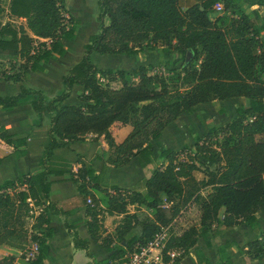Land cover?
Instances as JSON below:
<instances>
[{"label":"trees","instance_id":"obj_1","mask_svg":"<svg viewBox=\"0 0 264 264\" xmlns=\"http://www.w3.org/2000/svg\"><path fill=\"white\" fill-rule=\"evenodd\" d=\"M195 2L183 11L179 0H98L99 32L89 37L81 61L52 93L22 85L30 72H43L51 58L65 55L62 41L75 38L81 21L69 15L59 0H9L7 21L0 23V80L21 85L18 95L0 97V110L28 104L36 116L34 127L41 125L44 116L54 114L41 164L54 149L92 134L104 137L110 149L109 166L120 168L134 159L144 174V194L122 192L117 187L102 189L95 184L94 168L85 161L69 175L84 201L90 199L93 204L86 203L90 239L107 250L114 241L119 243L109 261L93 264H112L114 260L124 264L125 256L137 244H145L160 229L173 227L194 206L199 212L198 225L171 234L161 251L163 264H179L208 231L216 238L241 224L254 227L257 212L264 209V20L251 22L239 17L226 23L211 13L215 4L221 3L224 10L230 1ZM258 5L264 6V0H258ZM19 21L25 25L16 24ZM157 43L182 55L181 71L166 76L150 73L145 67L130 72L100 71L89 59L92 53L135 56L143 44ZM194 62L195 68L191 66ZM113 83L119 84L110 85ZM169 84L187 89L184 93L170 92ZM74 85L83 87L86 94L81 100L91 104L62 106ZM233 98L247 100L246 106L237 107L233 121L224 127H211L193 149L162 151L159 157L165 165H154L152 142L171 122L198 104ZM117 126L128 127L120 140L112 135ZM0 150L16 157L25 155V140L12 141L0 127ZM195 172L202 173L204 179L197 180ZM51 174L44 168L20 173L0 184V251L15 242H31L36 245V255L30 264H44L48 240L53 236L47 213L51 208L58 210L49 203ZM89 189L107 197L105 210L98 209ZM162 196L165 207L160 205ZM106 215L121 219L113 233L103 237ZM63 222L75 247L91 258L87 242ZM137 227L140 235L133 233ZM244 248L249 260L264 259V236ZM218 251L222 256L223 249ZM196 261L210 264L201 253ZM15 262L13 255L0 252V264ZM218 264L231 263L225 258Z\"/></svg>","mask_w":264,"mask_h":264},{"label":"crops","instance_id":"obj_2","mask_svg":"<svg viewBox=\"0 0 264 264\" xmlns=\"http://www.w3.org/2000/svg\"><path fill=\"white\" fill-rule=\"evenodd\" d=\"M79 1H82V5L85 7L86 0ZM93 1L96 4L98 2V0ZM250 1L252 0H249V4ZM195 3V0H179V5L183 11ZM263 8L264 6L260 7V9ZM6 13L7 9L5 18ZM98 14V5L95 10L87 11L88 20L94 24L92 27L94 34L99 32V29L97 30L99 26L95 20ZM16 24L25 25V22L19 21ZM94 34L87 36L88 40L80 45L73 44L70 46L74 39L70 41L63 40L65 55L51 58L45 65L43 72H30L22 86L28 90H41L49 93L59 90L62 87L63 78L81 61L85 54V46L89 42V37ZM89 59L100 71L130 72L140 67H145L151 71L150 73L154 74H163L166 70L178 69L184 63L181 54L168 52L165 46L160 43L150 44L149 46L143 44L139 53L135 56H128L124 53L106 55L92 53L89 55ZM160 69L162 72L158 73L157 71ZM163 75L166 76L167 74ZM101 81L106 83L104 79H101ZM117 84L119 83L110 85L117 86ZM20 88V84L7 83L0 80V97L16 96L20 93ZM84 94L86 92H84L82 86L74 85L70 96L62 103V106H85L91 104V102L86 103L81 100V96ZM239 105L246 106L247 100L244 98H233L225 101L198 104L189 111L182 113L162 131L157 140L152 142L153 159L156 160L157 166L162 165L163 160L159 157L162 151L167 149L180 151L186 147L193 149L197 139H203L211 127H224L229 124L237 117L236 110ZM53 116L54 114L44 116L41 125L34 127L32 120L36 116L30 105L17 106L11 111L0 110V127L5 128L6 132L12 137V141L25 140L26 150L25 155L19 157L13 154L8 155L7 151L0 150V158L2 159L0 163V184L5 180L15 179L20 173L40 172L44 168L51 171L52 174L48 177L50 182L49 203L55 205L58 212L51 208L47 213L49 228L52 230L53 236L48 240V253L44 264H93V261L104 263L109 261L111 255L119 247V243L114 241L107 250L90 239L86 227V221L89 220L86 216L87 202L81 197L74 184L68 180V177L77 172L81 166L80 161H85L94 168L96 175L95 184L102 189L117 187L122 192L135 191L144 194L145 189L142 186L144 174L134 159H131L125 166L120 168L109 166L106 160L110 155V149L104 137H96L92 134L87 135L83 141L66 143L64 147L54 149L52 156L48 159L44 158V165L41 164L45 149L49 143ZM127 131L128 127L117 126L112 128V135L117 140H120ZM156 142H159L161 147L157 153L154 150ZM11 149L9 148V150ZM205 164L210 169L213 168L211 163L205 162ZM194 176L197 180L204 179V175L200 172H195ZM207 192L205 191V193ZM89 194L91 198L98 201V209L103 211L107 208L108 199L102 193L89 189ZM160 205L166 206L164 196H162ZM129 210L133 212L134 208L130 207ZM142 210L149 211L146 208H142ZM191 211L195 212L197 219L195 225H198L199 212L194 206L189 208L183 215ZM120 219L121 216L106 215L102 222V236L111 235ZM178 220L180 221L181 218ZM63 221H66L72 227L73 233L81 240L87 242L88 254L91 258L87 256L85 250L75 247L73 238L64 226ZM137 228L141 230L140 227ZM263 236L264 209L257 212L256 225L254 227L241 224L224 231L216 238H213L211 232L208 231L204 237L198 239L195 248L190 250L179 264H197L198 253L203 254L210 264H218L221 259L224 260L225 258L229 259L231 264H264V259L249 260L242 252V250H246L244 247L247 243L260 240ZM28 245L24 242H15L12 246L2 247L0 252L3 255H13L16 258L15 264H30V261L36 255V245L31 242H28ZM219 247L224 251L222 256L219 255ZM112 264H117V262L114 260Z\"/></svg>","mask_w":264,"mask_h":264},{"label":"rangeland","instance_id":"obj_3","mask_svg":"<svg viewBox=\"0 0 264 264\" xmlns=\"http://www.w3.org/2000/svg\"><path fill=\"white\" fill-rule=\"evenodd\" d=\"M60 2L63 4L65 9L68 11L69 15H71L75 20L81 21V27L78 29L77 34L74 38V42L70 43V46L73 44L80 45L83 42L87 41L90 34H94L93 32V23H91L88 20L87 17V11L89 10H95L97 8V4L93 0H86L85 7L82 5V1L79 0H60ZM8 0H1L0 6L4 10V13L0 15V23H4L7 21L5 18V12L8 6ZM260 5H258V0H232L230 1L226 6H224V10L221 14H217L214 11H212L211 16L212 17H220L222 18L226 23H228L231 19H236L239 17H245L249 21L253 22L256 19L264 20V8L260 9ZM262 12V13H261ZM96 20V19H95ZM85 27L84 26V23ZM98 24V23H97ZM99 26V24H98ZM255 27L256 25L253 24ZM83 29V30H82ZM99 28H97L98 30ZM96 30V32H97ZM93 32V33H90ZM90 33V34H89ZM89 34V35H88ZM69 46V47H70ZM193 68L196 67V63H192L191 65ZM0 69L2 67L0 66ZM181 67L176 70H166L163 74L170 75L172 71H181ZM158 73H161L162 70L160 69L157 71ZM186 87L180 86L179 84H169V91L170 92H181L184 93L186 91ZM172 148V147H171ZM161 147L159 145V142H156L154 144V150L157 153L158 150H160ZM192 149V148H191ZM154 165L157 166V162L154 159ZM162 165H165V162L162 161ZM149 213H153L152 211H148ZM197 219L195 217V212L191 211L186 215L181 216V220H177L171 229L172 233H179L181 230H183L185 227H189L191 225H195ZM136 235L141 234V230L139 228H136V230L133 231ZM28 245V243H27ZM29 246V245H28Z\"/></svg>","mask_w":264,"mask_h":264},{"label":"built area","instance_id":"obj_4","mask_svg":"<svg viewBox=\"0 0 264 264\" xmlns=\"http://www.w3.org/2000/svg\"><path fill=\"white\" fill-rule=\"evenodd\" d=\"M213 11L217 14L223 12V5L217 3L213 6ZM87 204L93 207L90 199L87 200ZM172 226L164 229H160L156 232L152 238L145 244H137L134 249L125 256L124 264H163L161 259V251L170 235ZM170 257H174V254H170Z\"/></svg>","mask_w":264,"mask_h":264},{"label":"water","instance_id":"obj_5","mask_svg":"<svg viewBox=\"0 0 264 264\" xmlns=\"http://www.w3.org/2000/svg\"><path fill=\"white\" fill-rule=\"evenodd\" d=\"M188 56H189V53H188Z\"/></svg>","mask_w":264,"mask_h":264}]
</instances>
